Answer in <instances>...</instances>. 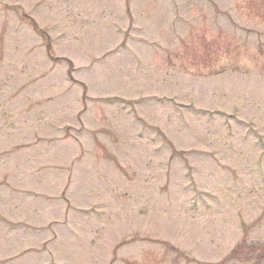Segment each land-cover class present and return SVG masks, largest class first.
Segmentation results:
<instances>
[{"label": "rangeland", "instance_id": "1", "mask_svg": "<svg viewBox=\"0 0 264 264\" xmlns=\"http://www.w3.org/2000/svg\"><path fill=\"white\" fill-rule=\"evenodd\" d=\"M0 264H264V0H0Z\"/></svg>", "mask_w": 264, "mask_h": 264}]
</instances>
